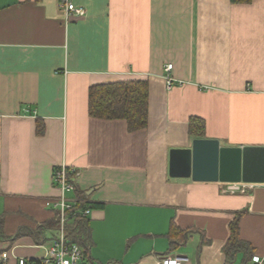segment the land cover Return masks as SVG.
<instances>
[{
    "label": "crops",
    "instance_id": "0c3cea01",
    "mask_svg": "<svg viewBox=\"0 0 264 264\" xmlns=\"http://www.w3.org/2000/svg\"><path fill=\"white\" fill-rule=\"evenodd\" d=\"M72 1L83 15L57 0H0V264L51 246L57 230L42 242L10 236L56 217L46 201L60 193L61 163L77 171L67 197L98 203L84 215L94 264H160L168 253L264 264V180L229 191L170 170V151L194 138L264 147V0ZM123 80L147 83L143 127L89 114V88ZM236 213L248 246L228 259Z\"/></svg>",
    "mask_w": 264,
    "mask_h": 264
},
{
    "label": "trees",
    "instance_id": "16d2710c",
    "mask_svg": "<svg viewBox=\"0 0 264 264\" xmlns=\"http://www.w3.org/2000/svg\"><path fill=\"white\" fill-rule=\"evenodd\" d=\"M88 111L89 114L101 118H124L129 130L143 127L147 122V83L144 80H123L92 85L88 92ZM195 124L202 125L200 120L191 119V125L194 126ZM76 194L77 199L74 209L93 207L98 204L86 201L85 197L80 193ZM239 215L240 213H236L229 224V236L224 245L227 258L229 257L228 259H230L235 249L248 246V243L239 238ZM58 224L59 221L55 217L38 224L34 228L21 226L10 237L27 233L32 235L35 241L42 242L45 239L44 230H57ZM64 229L66 237L79 244L83 248L84 254H86L89 245L86 216L70 214L69 219L64 225ZM228 259L226 262H229Z\"/></svg>",
    "mask_w": 264,
    "mask_h": 264
},
{
    "label": "built area",
    "instance_id": "2783aa9c",
    "mask_svg": "<svg viewBox=\"0 0 264 264\" xmlns=\"http://www.w3.org/2000/svg\"><path fill=\"white\" fill-rule=\"evenodd\" d=\"M59 7L67 16H81L85 13L83 6L75 5L72 0H57ZM171 63H166L164 69L170 71ZM166 85H171V77L165 75ZM77 175L76 169L61 163L54 169L53 178L60 189L58 197L48 199L47 204H51L55 208V216L59 221L57 234L45 255L37 258H29L20 256L16 259L15 264H94L89 261L84 254L83 248L76 242L66 237L64 225L72 215H86L89 208L74 209V198L67 197L68 192L76 190V182L74 176ZM244 185L240 181H231L226 185L229 191L242 190ZM7 252L1 253V258H6ZM252 260L260 263L257 255L252 256ZM188 257L180 253H168L160 257V264H187Z\"/></svg>",
    "mask_w": 264,
    "mask_h": 264
},
{
    "label": "water",
    "instance_id": "95a60500",
    "mask_svg": "<svg viewBox=\"0 0 264 264\" xmlns=\"http://www.w3.org/2000/svg\"><path fill=\"white\" fill-rule=\"evenodd\" d=\"M185 169L196 180H264V147L222 146L214 138H194L188 148L170 151V170Z\"/></svg>",
    "mask_w": 264,
    "mask_h": 264
}]
</instances>
